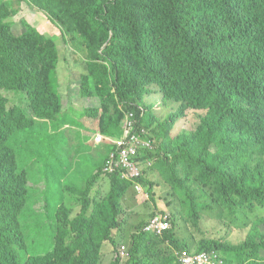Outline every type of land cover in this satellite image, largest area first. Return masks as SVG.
<instances>
[{
	"label": "trees",
	"instance_id": "trees-1",
	"mask_svg": "<svg viewBox=\"0 0 264 264\" xmlns=\"http://www.w3.org/2000/svg\"><path fill=\"white\" fill-rule=\"evenodd\" d=\"M22 1L50 20L58 18L87 45L89 72L82 77L80 95L100 98L103 134L121 135L124 111L119 105L129 86L154 83L166 105L176 107L157 120L167 132L156 155L170 171L165 197L172 229L150 237L140 225L128 235V219L111 212L115 198L106 194L103 204L84 212L95 222L86 231L80 227L79 234L94 235L100 224L104 233L111 232L113 250L125 243L128 258L110 264H178L176 253L184 250H218L225 264H264V218L252 222L246 239L237 244L203 235L194 249L188 244L192 235L182 241L177 236L179 220L196 232L202 220L220 222L226 212L246 216L254 206L264 207L259 205L264 203V0ZM56 53L54 43L32 29L14 37L0 16V177L5 178L0 183V264H28L12 246H27L23 219L26 212H36L35 190L27 172L14 165L11 142L26 140L49 159L57 155L54 147L68 143L64 128L73 118L64 112L55 88ZM189 111L204 114L196 116L199 121L190 131L173 137L180 119L194 121ZM156 168L161 171L157 163ZM99 169L88 179L90 189L101 178ZM47 187L42 199L67 200L65 193L56 198ZM40 227L35 218L33 233ZM52 237L49 249L33 254L37 264H98L101 246L91 248L80 240L75 248L63 249L64 235Z\"/></svg>",
	"mask_w": 264,
	"mask_h": 264
},
{
	"label": "clouds",
	"instance_id": "clouds-1",
	"mask_svg": "<svg viewBox=\"0 0 264 264\" xmlns=\"http://www.w3.org/2000/svg\"><path fill=\"white\" fill-rule=\"evenodd\" d=\"M126 90L127 97L122 100L119 105V109L124 111V117L121 122V135L111 136L103 134L99 126L102 122L100 121L98 131L95 133L96 137H93L92 140L88 138L83 142L81 152L88 150L89 154L92 156L94 169H90V173L80 172L78 167L83 165L84 161H80L77 158L74 159V166L76 169H72L69 177L62 185H60L59 180L56 181L55 179H52L50 175L41 179V182H46L45 187L48 186V190H53V186L60 185L57 189H59L60 192L65 193V200L67 199L64 202L61 201L62 203H54L47 198L45 203L54 239L57 234L64 235V245L61 247L63 249L68 247L75 248L76 236L79 234L80 227L85 230L86 226L94 224V217L84 215V212L90 208H95L103 204L104 201L102 197L106 194H109L111 200L115 198V207L111 212L113 211L120 219H128L126 231H128L130 235L135 233L140 225L141 231L150 237H160L172 229L173 217L171 213L163 211L158 207L159 203L157 198L163 194L158 193V185L155 179L156 176H158V172L152 170V167L155 163H160L162 160L157 157L156 152L162 148L167 139V132L158 125L157 120L165 119L170 113L176 111V107L175 104L170 106L166 105L165 96L154 83H151L150 85H138L136 87L129 86ZM96 99L99 101L101 112L104 111L100 98ZM61 100L63 104V99ZM121 105L129 107L130 109L125 111ZM97 111L98 108L92 109L91 119L97 120ZM111 113H113L112 110ZM188 114L191 116H199L204 114V112L189 111ZM85 115H87V112ZM198 121L199 119H194L193 122L186 123L180 119L172 131V136L175 137L182 131H190L189 128ZM178 126L179 129L175 132ZM183 126H185V128H183ZM156 133H161L163 136H156ZM76 134L80 135V133ZM81 138L86 139L87 135L81 136ZM25 141L11 142L10 144L14 150L16 160L18 159L14 147L18 146V144L29 146L31 151H34L33 157H38L42 159L41 161L43 162H48L50 160V155H47L43 150L37 151L32 144H26ZM68 142L70 141L68 140ZM90 143L94 147L89 146ZM58 147L52 149L53 152L57 150V155L52 156L51 159L58 157ZM16 160L14 159L15 166L17 164L19 165ZM76 160H78V166L75 162ZM99 167L102 168L101 178L98 179L95 187L90 189L88 179L95 178L99 174ZM160 168L169 178L170 171L167 166L162 164L160 165ZM20 169L27 172V170L21 167ZM67 173L68 170L64 169L63 177H65ZM77 173L80 174L79 179L74 178V175ZM111 177H116L117 179L113 182ZM86 194H88L87 199H85ZM154 194H156V202L153 200ZM260 209L263 210L264 207L257 206L254 211H248L246 216L238 213L236 216H232L234 218L233 222L228 221L225 218L222 219V221L226 220L224 225L227 228H230V225H234V227L237 228L235 221H237L238 215L241 214L245 221H243L239 227L245 229L247 227L243 226L244 222H250L252 224V222L264 218V216L257 212ZM149 210L154 211L148 216ZM157 210H160L161 212L155 213ZM165 217L168 218L167 221L169 228L161 230L160 233H158V226ZM133 220H136V222L132 223ZM34 221L35 215L33 218V222ZM153 223L155 226L154 228H151ZM31 226H33V224ZM73 226L76 229L75 232L72 230ZM27 228L29 232H26V234L27 237L30 238V234H33V231L30 226H27ZM222 239L237 244L235 242L240 240V237L237 235L232 240L225 238ZM12 250H17L20 257L21 255L24 257V259L21 257L22 260L27 261L28 264H37L38 261L33 254L36 253L37 256H39L43 253L36 252L29 242L27 243V246L25 243V247L22 248L13 245ZM113 252L114 260H112V262L116 259L123 261L129 256L128 247L125 243H122L118 249L113 250ZM184 254L190 256L206 255L211 258L216 255L217 259L212 258L210 264H225L224 256L218 250L203 253H196L194 250L192 252L188 250H184L180 253L177 252L176 256L178 264H182L181 259Z\"/></svg>",
	"mask_w": 264,
	"mask_h": 264
},
{
	"label": "rangeland",
	"instance_id": "rangeland-1",
	"mask_svg": "<svg viewBox=\"0 0 264 264\" xmlns=\"http://www.w3.org/2000/svg\"><path fill=\"white\" fill-rule=\"evenodd\" d=\"M0 16L4 17V22L10 26V33L14 37H20L28 30L32 29L54 43L57 50L56 58L58 59L56 61L57 66L54 75V79H57L55 88L57 87V92L60 98L63 99L64 112L66 111L73 118L72 122L69 123L70 125H67L64 128L67 130L66 134L68 135L67 138L70 142L59 145L58 157L55 159L43 162L41 161L42 159L33 157L34 151H31L29 146L18 144V146L14 147L19 166L27 170L32 182V187L36 194V203L34 204L36 208L35 218L40 222L41 227L35 233H29L31 236L29 243L36 252L40 253L43 249H49L53 244V230L50 226L45 208L47 198L42 199L40 194L45 190L46 182H41V179L50 175L52 179H55L56 181L59 180L60 185H62L69 177L72 171V165L75 164L74 159L77 158L80 161H84V164L79 167L80 172L90 173V169H94L92 156L89 154L88 150L85 152L81 151L83 142H85L88 138L92 140L93 137H96L95 133L98 131V125L103 119V114L101 112V107L99 106V101L95 98V96L93 98H87L80 95L82 77L89 72V67L87 65V45L79 43V41L83 39L79 37L77 32H69L58 18H52L50 20L49 17L46 16L45 12L42 13L38 10H34L26 1L22 0H0ZM7 98L10 101H13V97ZM94 108H98V114L96 116L97 120L91 119L92 109ZM86 112L87 115H85ZM193 117L194 119H197L196 116ZM192 127L193 126H191L189 130H191ZM183 128H185V126H183ZM178 129L179 126L175 132ZM76 133H80L81 136L87 135V138H81V136ZM89 146L94 147L91 143ZM68 161V173L65 177H63L64 169H67L65 166ZM157 164L159 166L164 164L163 160ZM155 170L158 172V176L155 178L158 185V193L163 194L157 198L159 203L158 207L163 211L170 212L168 207H166V204L169 202L165 197L167 195L168 175L162 170L158 171L157 168ZM74 176L75 179L80 178L79 173ZM3 179L5 178L0 177V183L5 181ZM59 186L52 187L53 191L57 193L56 198L59 197L60 190L57 189ZM191 187L193 189V185ZM196 195H200L199 191ZM259 205H264V203ZM256 208L257 206H254L252 211ZM153 211L154 210H149L148 216ZM158 212L161 211H155V213ZM257 212L264 216V209H260ZM33 218L34 215H32L31 212H26L23 219V223L26 226H30L32 231L33 226L31 225L34 223ZM224 218L231 222L234 220V218L227 212L225 213ZM226 220L220 222L210 221L208 223L202 220L200 224L201 231L197 230L196 232L192 228L191 224L188 226L179 220L177 236L179 240L182 241L192 235L193 237L191 242L188 244L194 249L198 239L205 236L232 240L238 235L240 240L235 243L244 241L252 224L250 223L249 227L245 229L240 228L239 225L245 221L241 214L238 215V219L235 221V225L238 229L235 228L234 225H230V228H227L224 225ZM135 222L136 220L132 221V223ZM97 228H100V230L96 231V234L94 235H88L85 232L78 234L76 236L75 246L80 240H83L87 246L91 248H94V246H101L98 264H110L112 260H114V248L110 237L111 232L108 231L104 233L100 224H97ZM126 233L129 235L128 231H126ZM120 243L121 242L118 241V244ZM103 247H107V249ZM77 255L78 253H76V256L72 258L74 263L76 262Z\"/></svg>",
	"mask_w": 264,
	"mask_h": 264
},
{
	"label": "built area",
	"instance_id": "built-area-1",
	"mask_svg": "<svg viewBox=\"0 0 264 264\" xmlns=\"http://www.w3.org/2000/svg\"><path fill=\"white\" fill-rule=\"evenodd\" d=\"M167 220L168 218L165 217L164 220L159 224L158 233H160L161 230L169 228ZM154 226L155 224L153 223L151 228H154ZM212 258L217 259V256L214 255ZM212 258L206 255L190 256L188 254H184L181 259V263L182 264H210Z\"/></svg>",
	"mask_w": 264,
	"mask_h": 264
}]
</instances>
